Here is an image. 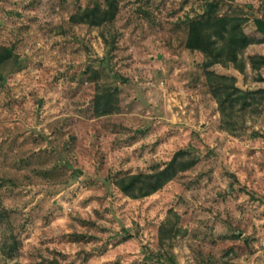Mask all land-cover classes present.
Wrapping results in <instances>:
<instances>
[{
	"label": "rangeland",
	"instance_id": "1",
	"mask_svg": "<svg viewBox=\"0 0 264 264\" xmlns=\"http://www.w3.org/2000/svg\"><path fill=\"white\" fill-rule=\"evenodd\" d=\"M117 2L95 24L73 15L108 0H0V264H264V93L228 100V128L213 92L264 88V42L242 66L187 42L209 12L258 35L264 0ZM180 149L161 189L117 185Z\"/></svg>",
	"mask_w": 264,
	"mask_h": 264
},
{
	"label": "trees",
	"instance_id": "2",
	"mask_svg": "<svg viewBox=\"0 0 264 264\" xmlns=\"http://www.w3.org/2000/svg\"><path fill=\"white\" fill-rule=\"evenodd\" d=\"M210 6V10L213 11L217 3L212 2ZM117 11V0H108L107 7L102 8L99 5L87 7L79 15L74 14L73 18L102 24L105 21L113 20ZM246 20H248V17L242 15H216L213 12L203 14L190 23L188 45L204 52L207 65L234 63L242 66L243 61L240 59L239 54L252 43L264 42V19L262 17L255 18L258 35H252L246 31L244 27ZM12 55L13 50L11 47H0V63ZM252 62L254 65L263 64L264 55L253 57ZM216 78L218 84L214 86L213 92L222 109L224 125L230 128L231 124H235L236 121L231 117L233 112L232 115L228 112V100H231L232 103L239 100L243 101V105L250 104L247 101L248 98L253 96L255 100L257 98L256 94L264 93V88L259 89V91L244 90L236 85L234 76L217 74ZM186 155L187 150L180 149L163 168L153 172L125 174L116 183L124 192L133 197L149 195L161 189L180 171L193 165V161L187 158ZM166 223H168V220ZM162 231L164 232V228Z\"/></svg>",
	"mask_w": 264,
	"mask_h": 264
}]
</instances>
